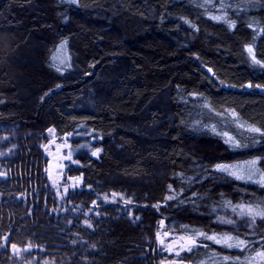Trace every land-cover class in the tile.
Instances as JSON below:
<instances>
[{"label": "trees", "instance_id": "trees-1", "mask_svg": "<svg viewBox=\"0 0 264 264\" xmlns=\"http://www.w3.org/2000/svg\"><path fill=\"white\" fill-rule=\"evenodd\" d=\"M262 65L264 0H0V264L26 243L53 264H161L162 231L198 236L188 264H264V218L242 215L264 209ZM48 129L97 150L62 200ZM224 234L247 247L205 239Z\"/></svg>", "mask_w": 264, "mask_h": 264}, {"label": "rangeland", "instance_id": "rangeland-1", "mask_svg": "<svg viewBox=\"0 0 264 264\" xmlns=\"http://www.w3.org/2000/svg\"><path fill=\"white\" fill-rule=\"evenodd\" d=\"M47 132V140L41 141L40 145L44 156L47 158V162L45 165L46 177L52 190L56 193V196L59 198V200H62L66 196L67 192L79 187L81 184L79 176L68 174V167L76 165V160L74 157L77 152L82 149H86L87 151L94 153L97 150L95 151L94 148H90L89 146L73 147L68 141L64 139V137H61L60 139L56 137L52 129H48ZM220 134L223 139L226 138L223 135V132H221ZM8 137L10 136L3 132H0L1 143L6 142ZM14 147V143L7 144L4 147H1L0 157L4 158L14 155L12 154ZM0 169V175H4L5 172H7L2 167H0ZM116 198L122 197L120 194L111 193L107 200L113 202ZM100 200H103V197H100ZM121 201L124 206H127L126 202L129 201V199L126 200L125 198H123ZM197 237V235L170 234L167 231H162L158 235L157 242L161 250L165 252L167 256L163 258L161 264H188L180 258V253L194 245L191 243V240H195V243H197ZM4 238L3 240H5ZM161 241H163V243H161ZM12 245L7 247L10 250L12 257L10 259V264H53L52 261H49L45 257H39L29 254L33 249V245H31L30 243H26L21 246L15 245V250L12 248ZM177 252H179V255L176 254Z\"/></svg>", "mask_w": 264, "mask_h": 264}, {"label": "snow or ice", "instance_id": "snow-or-ice-1", "mask_svg": "<svg viewBox=\"0 0 264 264\" xmlns=\"http://www.w3.org/2000/svg\"><path fill=\"white\" fill-rule=\"evenodd\" d=\"M214 19H221V17H213ZM234 26V25H233ZM248 52L250 54H252L253 52V49L251 48V46L248 47ZM253 60L256 62V63H260V61L256 60L255 59V56L253 55ZM264 66V65H262ZM59 71V69H57ZM213 131H215V129H213ZM249 131L251 132H254V133H260L261 135H264V132H261V129L259 128H255V127H250L249 128ZM225 137H228V134L227 133H224L223 134ZM226 143H232L233 146L235 147H239V144H237L232 137H228L226 140H225ZM97 153L94 152L93 155H96ZM255 165H256V161L253 160L251 162H249L248 164V168H247V179L248 180H251L253 178V176L257 173V169L255 168ZM218 170L222 171V172H227L228 174L230 175H236V172L232 170V167L231 166H226V165H217L216 166ZM237 179H244L245 177L244 176H236ZM261 180L264 181V176L261 177ZM168 199H172L171 196L168 197ZM127 203H130V201H127ZM243 214H246V215H249L251 218H252V222L255 223V220H256V217L259 216L261 218H264V209H252V208H248L246 210V212H243ZM225 223H232V221H223ZM90 226V225H89ZM199 235H205L204 233H199ZM5 241L7 242V237L4 238ZM205 239H208V240H213L215 243L217 244H223L224 246L228 247V248H233V247H236V248H242V247H247V243L244 241V240H239L237 238H234L228 234H224L223 236L221 237H217L215 235H212V236H205ZM161 243H163V241H161ZM191 243L192 244H195V240H191ZM0 247H3V245H0ZM12 248L15 250L16 249V246L15 245H12ZM177 255H179V252L176 253ZM257 256L258 257H261V258H264V252H258L257 253ZM225 260H228L229 258L228 257H224Z\"/></svg>", "mask_w": 264, "mask_h": 264}, {"label": "water", "instance_id": "water-1", "mask_svg": "<svg viewBox=\"0 0 264 264\" xmlns=\"http://www.w3.org/2000/svg\"><path fill=\"white\" fill-rule=\"evenodd\" d=\"M221 86H222L223 88H227V84H226V83H221Z\"/></svg>", "mask_w": 264, "mask_h": 264}]
</instances>
